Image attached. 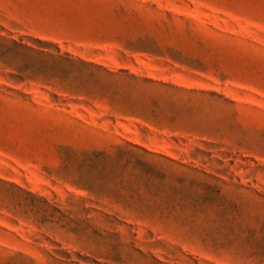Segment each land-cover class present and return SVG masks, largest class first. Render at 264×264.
Here are the masks:
<instances>
[{
  "label": "rangeland",
  "instance_id": "1",
  "mask_svg": "<svg viewBox=\"0 0 264 264\" xmlns=\"http://www.w3.org/2000/svg\"><path fill=\"white\" fill-rule=\"evenodd\" d=\"M0 264H264V0H0Z\"/></svg>",
  "mask_w": 264,
  "mask_h": 264
}]
</instances>
